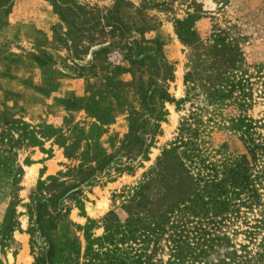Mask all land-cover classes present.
<instances>
[{"label":"rangeland","instance_id":"374dc122","mask_svg":"<svg viewBox=\"0 0 264 264\" xmlns=\"http://www.w3.org/2000/svg\"><path fill=\"white\" fill-rule=\"evenodd\" d=\"M114 49L121 65L108 59ZM221 75L231 93L214 91ZM152 88L170 99L146 109ZM156 110L146 157L67 201L52 264H264V203L240 207L216 229L180 210L164 222L141 209L143 220L102 221L120 212L121 190L138 183L183 119L194 122L189 138L200 156L228 165L221 170L248 140L264 141V0H0V264L35 262L28 205L40 181L81 162H125L130 115L139 113L140 133ZM141 135L129 144L149 142Z\"/></svg>","mask_w":264,"mask_h":264},{"label":"trees","instance_id":"16d2710c","mask_svg":"<svg viewBox=\"0 0 264 264\" xmlns=\"http://www.w3.org/2000/svg\"><path fill=\"white\" fill-rule=\"evenodd\" d=\"M236 58L237 56L234 55L233 59ZM231 67L234 68L235 64ZM227 81L221 75L213 85L214 91L219 94L231 93L233 86ZM153 90L152 88L143 96L142 101L146 109L158 106L159 101L170 99L166 90L155 98L152 94ZM138 115V112L130 115V128L126 136L128 139L122 141L120 155L126 157L125 162L109 158L98 167L81 162L72 171L61 176V172H58L38 183L28 205L29 232L32 234V243L40 249L34 264H52L55 253L52 233L57 222L68 212V200L80 194L83 186L95 182L100 174H109L110 170L121 172L130 168L137 158L146 157L153 137L159 132L160 113L156 110L143 119L142 125L138 126L141 127L140 133L138 129H133ZM192 123L194 122L187 119H183L182 123L180 121L176 134L161 147L154 164L143 173L138 183L121 190L120 196L125 198L120 203L119 209L124 214V221H121L118 215L120 212L109 210L102 219L105 227L112 225L119 227L122 222L125 224L134 220H143V217H140L142 212L135 210L141 209L145 213H151L156 221L161 222L167 221L168 214L175 210L184 212L185 218H189L190 213L197 215L201 213L199 221L204 225L209 223L210 228L216 229L223 222L233 223L231 219L236 216L232 215L238 213L240 207L248 210L263 205L264 141L248 140L250 144L245 142V151L239 155V158L237 156L233 158L234 160L231 161L233 166L221 170L228 165H223L224 162L218 159L209 160L201 157L200 150L191 142L189 135L194 132ZM242 127L248 135L254 133L253 123L244 120ZM141 134H147L150 137L149 142L143 140L137 145L133 144L134 146L129 144V136L141 139L143 138ZM112 161L114 164L111 166ZM221 165L223 166L219 168ZM66 176L72 178L71 184H67L66 179L63 178ZM203 193L206 194V198L203 197ZM208 211L211 216H206ZM230 216L232 218H229ZM202 228L200 235L204 231ZM249 233L253 232L249 231ZM215 237L220 238L214 234L212 239ZM223 237L227 238L226 235L221 238ZM109 240L112 241L113 238ZM39 241L44 243L41 245ZM209 247H212V244H209ZM224 253V257L229 255V252Z\"/></svg>","mask_w":264,"mask_h":264},{"label":"built area","instance_id":"2783aa9c","mask_svg":"<svg viewBox=\"0 0 264 264\" xmlns=\"http://www.w3.org/2000/svg\"><path fill=\"white\" fill-rule=\"evenodd\" d=\"M108 59L113 65L122 64V55L117 49H114L110 52Z\"/></svg>","mask_w":264,"mask_h":264}]
</instances>
